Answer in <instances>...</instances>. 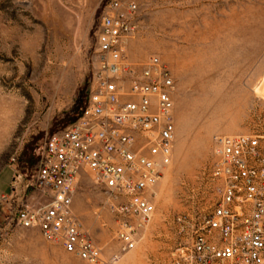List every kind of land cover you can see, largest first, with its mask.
Returning a JSON list of instances; mask_svg holds the SVG:
<instances>
[{
	"label": "rangeland",
	"instance_id": "374dc122",
	"mask_svg": "<svg viewBox=\"0 0 264 264\" xmlns=\"http://www.w3.org/2000/svg\"><path fill=\"white\" fill-rule=\"evenodd\" d=\"M131 61L158 56L174 82V145L154 188V213L122 252L104 194L82 172L72 207L114 264H167L172 220L206 213V183L218 135H264V0H135ZM105 0H0V264H90L16 224L22 204L44 202L29 187L46 136L83 106Z\"/></svg>",
	"mask_w": 264,
	"mask_h": 264
},
{
	"label": "built area",
	"instance_id": "2783aa9c",
	"mask_svg": "<svg viewBox=\"0 0 264 264\" xmlns=\"http://www.w3.org/2000/svg\"><path fill=\"white\" fill-rule=\"evenodd\" d=\"M137 12L135 0H105L86 103L43 141L29 187L44 202L24 203L14 215L21 228L90 264H114L118 255L104 257L73 211L80 174L104 194L125 252L150 222L154 188L172 158L174 82L158 56L129 59ZM213 144L210 210L173 218L167 264H264V135H218Z\"/></svg>",
	"mask_w": 264,
	"mask_h": 264
},
{
	"label": "trees",
	"instance_id": "16d2710c",
	"mask_svg": "<svg viewBox=\"0 0 264 264\" xmlns=\"http://www.w3.org/2000/svg\"><path fill=\"white\" fill-rule=\"evenodd\" d=\"M86 96H87V95H86ZM85 103H86V98L84 99L83 106L79 108V111H78V113L76 114V117H75V119H74L73 121H75V120L80 116L81 110L83 109ZM73 121H72V122H73ZM70 124H71V123H70ZM70 124H69V125H70ZM69 125H68V126H69ZM36 164H37V157H36ZM36 164H35V167H34L35 169H36ZM35 169H34V172H35ZM18 209H19V208H18ZM18 209H17V210H18ZM17 210H15L14 215L16 214Z\"/></svg>",
	"mask_w": 264,
	"mask_h": 264
}]
</instances>
